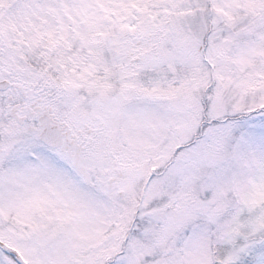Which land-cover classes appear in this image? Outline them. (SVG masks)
I'll return each instance as SVG.
<instances>
[{"label":"snow or ice","instance_id":"obj_1","mask_svg":"<svg viewBox=\"0 0 264 264\" xmlns=\"http://www.w3.org/2000/svg\"><path fill=\"white\" fill-rule=\"evenodd\" d=\"M0 264H264V0H0Z\"/></svg>","mask_w":264,"mask_h":264}]
</instances>
